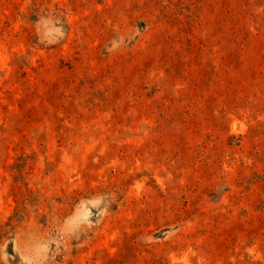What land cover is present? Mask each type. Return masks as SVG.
<instances>
[{"label":"rangeland","instance_id":"obj_1","mask_svg":"<svg viewBox=\"0 0 264 264\" xmlns=\"http://www.w3.org/2000/svg\"><path fill=\"white\" fill-rule=\"evenodd\" d=\"M0 264H264V0H0Z\"/></svg>","mask_w":264,"mask_h":264}]
</instances>
